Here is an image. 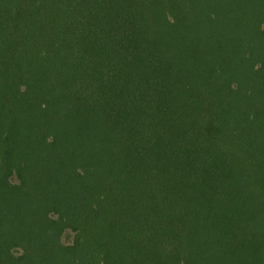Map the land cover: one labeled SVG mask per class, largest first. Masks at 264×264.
I'll use <instances>...</instances> for the list:
<instances>
[{
  "label": "trees",
  "instance_id": "trees-1",
  "mask_svg": "<svg viewBox=\"0 0 264 264\" xmlns=\"http://www.w3.org/2000/svg\"><path fill=\"white\" fill-rule=\"evenodd\" d=\"M0 264H264V0H0Z\"/></svg>",
  "mask_w": 264,
  "mask_h": 264
},
{
  "label": "rangeland",
  "instance_id": "rangeland-1",
  "mask_svg": "<svg viewBox=\"0 0 264 264\" xmlns=\"http://www.w3.org/2000/svg\"><path fill=\"white\" fill-rule=\"evenodd\" d=\"M62 240L66 244L72 243L74 240V233L71 230L65 232Z\"/></svg>",
  "mask_w": 264,
  "mask_h": 264
}]
</instances>
